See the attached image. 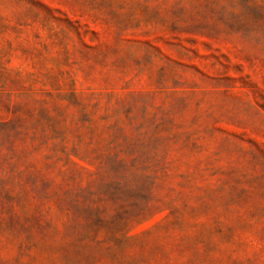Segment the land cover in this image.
<instances>
[{"label":"rangeland","instance_id":"1","mask_svg":"<svg viewBox=\"0 0 264 264\" xmlns=\"http://www.w3.org/2000/svg\"><path fill=\"white\" fill-rule=\"evenodd\" d=\"M0 264H264V0H0Z\"/></svg>","mask_w":264,"mask_h":264}]
</instances>
